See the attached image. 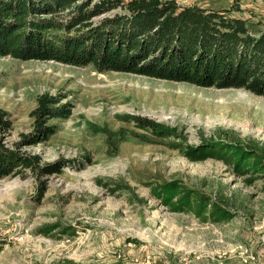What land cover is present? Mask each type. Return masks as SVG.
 <instances>
[{
  "label": "rangeland",
  "instance_id": "374dc122",
  "mask_svg": "<svg viewBox=\"0 0 264 264\" xmlns=\"http://www.w3.org/2000/svg\"><path fill=\"white\" fill-rule=\"evenodd\" d=\"M230 9L235 0H176ZM235 15L261 23L264 0H239ZM45 92L71 101L50 139L23 150L61 172L0 179V264H59L65 259L109 264H264V177L251 184L215 156L188 150L217 136L264 142V96L241 88L203 87L144 74L98 71L55 60L0 56V107L11 127L6 143L30 133L31 111ZM141 115L162 130L138 126ZM173 133L170 134V130ZM173 178L224 198L226 223L172 212L149 197V183ZM46 191L38 199L39 181ZM118 183L132 191L111 193ZM60 225L50 233L41 231ZM61 229H64L61 232Z\"/></svg>",
  "mask_w": 264,
  "mask_h": 264
},
{
  "label": "trees",
  "instance_id": "16d2710c",
  "mask_svg": "<svg viewBox=\"0 0 264 264\" xmlns=\"http://www.w3.org/2000/svg\"><path fill=\"white\" fill-rule=\"evenodd\" d=\"M215 10L180 5L176 0H0V56L55 60L98 71H118L194 83L203 87L241 88L264 96V28L261 23ZM66 95L45 92L31 111L30 133L10 146L0 136V179L28 171L40 178L61 172L64 159L43 162L39 153L23 150L44 142L58 130L57 121L72 112ZM0 107V132L10 129ZM130 120L157 132L161 124L141 115ZM170 130V129H168ZM170 130V134L173 133ZM188 150L194 159L215 156L230 164L251 184L264 177V142L251 136L203 138ZM38 199L46 191L39 181ZM111 193L132 191L118 183ZM149 197L169 211L192 213L203 222L226 223L234 213L219 194L191 187L178 178L149 183ZM60 225L41 231L50 233ZM64 229H61L63 232ZM59 264H101L65 259ZM109 264H123L116 261Z\"/></svg>",
  "mask_w": 264,
  "mask_h": 264
}]
</instances>
